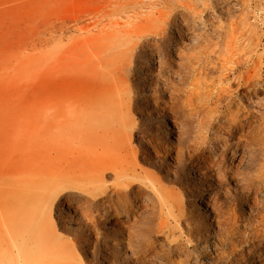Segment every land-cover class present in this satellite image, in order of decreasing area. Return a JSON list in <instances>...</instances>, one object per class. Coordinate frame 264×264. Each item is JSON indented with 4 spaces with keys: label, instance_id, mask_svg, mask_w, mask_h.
<instances>
[{
    "label": "rangeland",
    "instance_id": "1",
    "mask_svg": "<svg viewBox=\"0 0 264 264\" xmlns=\"http://www.w3.org/2000/svg\"><path fill=\"white\" fill-rule=\"evenodd\" d=\"M114 21L126 22L105 37ZM117 71L130 114L113 125L131 144L98 193L128 222L85 250L87 264H130L138 252L190 264L214 245L230 260L251 241L231 264L264 261V0H0V150L47 122L48 106L87 99L82 86H109ZM216 138L229 144L218 165L206 159Z\"/></svg>",
    "mask_w": 264,
    "mask_h": 264
},
{
    "label": "bare ground",
    "instance_id": "2",
    "mask_svg": "<svg viewBox=\"0 0 264 264\" xmlns=\"http://www.w3.org/2000/svg\"><path fill=\"white\" fill-rule=\"evenodd\" d=\"M122 22H110L99 28L105 37H110L126 21ZM138 44L134 42L129 49V58ZM125 67L128 71L129 66ZM118 71L109 86H82V92L93 90L87 99L68 98L50 105L44 113L47 122L28 124L19 131L22 136L17 134V140L5 139V147L0 150V189L11 184L16 189L8 194L6 191V196L0 194V264H87L82 256L85 250L95 249L99 238L119 237L128 222L127 213L121 206L109 205L107 194L98 193L105 187V176L124 171L120 149L131 144V132H117L113 125L116 117L130 114L128 106L120 105L119 98L120 91L129 89L126 72L122 76ZM251 122L246 123L247 129ZM110 132L112 135L108 136ZM215 142L219 149L210 145L212 153L206 159L209 164L218 165L229 151V144L219 138ZM134 188L129 186L125 194ZM12 198H16L14 204ZM132 203L135 209L141 206L135 194ZM173 221L177 223V219ZM72 226L75 230H71ZM201 227L207 230V224ZM98 230L104 234L97 233ZM255 244L251 241L245 251L235 255L230 251L233 254L230 260L215 245L211 249L201 246L189 261L231 264L234 257L251 255ZM130 264L165 263L154 254L138 252ZM259 264H264L263 259Z\"/></svg>",
    "mask_w": 264,
    "mask_h": 264
}]
</instances>
